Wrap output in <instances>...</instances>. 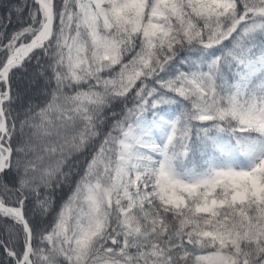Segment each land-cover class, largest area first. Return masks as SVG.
<instances>
[{
    "label": "snow or ice",
    "instance_id": "snow-or-ice-1",
    "mask_svg": "<svg viewBox=\"0 0 264 264\" xmlns=\"http://www.w3.org/2000/svg\"><path fill=\"white\" fill-rule=\"evenodd\" d=\"M0 264H264V0H0Z\"/></svg>",
    "mask_w": 264,
    "mask_h": 264
}]
</instances>
